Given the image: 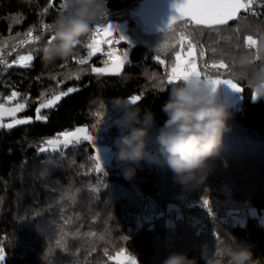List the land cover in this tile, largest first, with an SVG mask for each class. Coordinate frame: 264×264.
I'll use <instances>...</instances> for the list:
<instances>
[{
  "label": "trees",
  "instance_id": "trees-1",
  "mask_svg": "<svg viewBox=\"0 0 264 264\" xmlns=\"http://www.w3.org/2000/svg\"><path fill=\"white\" fill-rule=\"evenodd\" d=\"M140 1L108 0L106 18L81 38L73 55L45 63L41 50L52 33L44 25H51L63 0H0V103L16 91L25 104L19 116L31 118L11 129L0 127V247L7 253L6 264H115L112 258L119 250L137 264H163L170 252L198 256L202 247L215 248L232 238L251 246L258 264H264V97L253 100L246 80L233 75L242 52L259 57L264 19L240 14L219 29L185 27L181 20L154 29L137 14ZM112 20L128 22L131 43L119 46L130 47L129 55L119 75H97L91 69L107 57L89 59L86 45L97 24ZM249 35L257 47H247ZM181 39L195 45L200 70L223 61L230 70L209 69L207 74L228 77L244 88L238 102L229 105L231 131L223 139L215 173L199 190L177 198L181 189L162 156L159 163L132 165L137 171L129 180L117 156L105 172H97L95 148L88 141L65 151H39L47 140L85 128L116 153V140L127 130L124 109L115 100L130 103L139 95L134 106L141 116L154 114L146 137L149 151L159 154L157 136L168 119L162 105L172 87L160 81L167 80L165 70L170 72ZM25 40L34 42L22 45ZM29 54L33 60L28 67L12 63ZM80 59L88 63L80 65ZM60 93L67 95L41 109L47 119L37 120L39 104ZM202 198L209 199L213 216L201 207ZM251 209L258 215H250Z\"/></svg>",
  "mask_w": 264,
  "mask_h": 264
},
{
  "label": "clouds",
  "instance_id": "clouds-1",
  "mask_svg": "<svg viewBox=\"0 0 264 264\" xmlns=\"http://www.w3.org/2000/svg\"><path fill=\"white\" fill-rule=\"evenodd\" d=\"M108 0H63V10L51 23L53 39L42 48L45 63L65 60L72 56L75 46L88 35L93 25L106 14ZM256 53L242 52L235 60L233 74L244 79L253 89L256 99L264 97V45ZM255 99V100H256ZM117 107L124 109L122 125L126 134L116 140V156L124 165L126 179H134L142 160L159 163L160 157L172 173V181L181 189L177 198L195 192L215 173L221 159L223 139L231 131L233 118L227 103L217 100L216 89L205 82L180 81L168 90V99L162 111L168 119L157 136L159 154L149 151L148 128L154 123V114L120 97ZM137 125H142L138 127ZM163 264H258L251 246L239 244L234 238L221 241L215 248L204 246L198 256L185 252H170Z\"/></svg>",
  "mask_w": 264,
  "mask_h": 264
},
{
  "label": "snow or ice",
  "instance_id": "snow-or-ice-1",
  "mask_svg": "<svg viewBox=\"0 0 264 264\" xmlns=\"http://www.w3.org/2000/svg\"><path fill=\"white\" fill-rule=\"evenodd\" d=\"M253 0H181L180 3L174 5L176 11L178 13L177 16H174L171 20H181L185 27L188 25H195L198 27H204L207 29H219L223 26H227L230 21L236 20L238 14L243 11H248L252 6ZM61 11L63 10V6H60ZM106 18V14L102 16ZM171 22L168 24L171 25ZM45 30L51 29V25H44ZM114 32H116V25L114 24H97L92 31L91 36L87 42L88 49V58L97 55L98 53H103L107 60L104 61L105 67H93L91 71L96 73L97 75H119L120 71L123 70L125 61L127 60V50L120 55H117L116 50L114 49V44H120L121 42H127L126 37L123 35H119L118 38L114 36ZM28 36L31 37L32 33L29 32ZM40 37H34V40H39ZM49 39L48 43L51 42ZM34 40H25L22 41L21 44L32 43ZM80 43V42H79ZM108 46V51L104 52L103 46ZM246 45L249 49L256 47L257 41L253 39L251 35L246 37ZM185 47L187 50L185 51ZM180 52H177L175 55V62L173 63L170 72L166 69L167 80H161L160 84L173 85L180 81H188L191 82L195 79L197 82H205L210 85L213 90L217 88V86L221 84H228L233 90L237 92H243L244 88L234 82L233 79L228 78H220L217 75L216 78H212L207 74V70H215L219 73L220 69L230 70L229 65L221 61L220 63H212V64H204V71L200 70L197 63V52L195 50V45L188 43L185 45L183 39L180 41ZM205 56V52L201 50L199 52V58L203 59ZM159 60L160 64H164V60L156 57ZM256 59H259L257 56ZM33 60L32 55L19 56L14 63L20 64L22 67H28L31 61ZM22 62V63H21ZM80 65H85L88 63V59H80L78 61ZM11 65H9L10 67ZM110 69V71H109ZM234 75V74H233ZM79 78V77H77ZM155 79V77H153ZM69 92L74 91V89H69ZM18 93L13 91L11 96L7 99L11 101L13 98L17 97ZM67 95V93H60V95L55 96L52 100H49L45 103H40L39 107L36 109V119L37 120H46L47 117L41 115V109L52 108L57 101L61 99V96ZM253 100L256 99L255 93H253ZM141 100L139 95L133 96L130 100V103L135 105L138 101ZM25 108V104L18 103L14 107L6 108L3 104H0V118L3 116H11L13 117L12 122L3 124L0 121V127L13 128L16 125L27 124L31 122V118L25 119H16V113L23 111ZM99 123V121H98ZM95 127V126H94ZM95 137L89 133V131L85 128H78L74 132H65L60 134L55 139H49L46 141L45 146H41L39 151H58L63 147L67 149L70 145L79 144L81 140L88 141L94 148L95 145L93 143ZM96 155L95 159V170L100 172L103 169L101 164L99 153L95 151ZM201 207L205 209L209 216L214 215L213 207L210 204L208 198H202ZM216 234V233H215ZM216 239L219 242L220 236L216 234ZM59 243V241L57 242ZM218 247V246H217ZM65 252L67 248L63 249ZM5 250L0 247V264H3L5 259ZM117 264H137L136 260L131 257H126L123 253L118 254L117 256Z\"/></svg>",
  "mask_w": 264,
  "mask_h": 264
},
{
  "label": "rangeland",
  "instance_id": "rangeland-1",
  "mask_svg": "<svg viewBox=\"0 0 264 264\" xmlns=\"http://www.w3.org/2000/svg\"><path fill=\"white\" fill-rule=\"evenodd\" d=\"M114 24V25H116V32H114V36L116 37V38H118V36L119 35H123L124 37H126V41L127 42H121V43H128V44H130L131 43V40H130V38H129V35H128V33H127V29H128V22H127V20H121V21H118V20H112V21H108V22H105V23H102L103 25H107V24ZM253 39H255V38H253ZM256 40V39H255ZM120 43V44H121ZM257 45H258V42H257ZM104 47V52H107V50H108V46H103ZM113 47H115L117 50H116V52H117V55H120V54H122L123 52H124V50L126 49L127 50V57H128V55H129V51H130V47H122V49H120V46H119V44H114V46ZM181 51V50H180ZM179 51V52H180ZM98 54H102V55H104L103 53H98ZM105 56V55H104ZM126 62V61H125ZM125 65V64H124ZM103 67H105V64H103L101 67H99V68H103ZM172 67V66H171ZM171 67H170V70H171ZM109 71H110V69H109ZM121 72V71H120ZM220 87V86H219ZM222 95L223 96H226V99L227 100H222L221 98H219V99H217L218 100V102H220V103H227L228 105H232L233 103H234V101H236L237 100V98H238V93H237V91H235V90H233L231 87H229V85L228 84H226V88H224V87H222ZM227 91V92H229L230 90H231V92L230 93H224V91ZM219 96H221V92L219 91V93H218V96L217 97H219ZM8 98V97H7ZM6 98V102L7 103H3V104H9V103H11L12 102V100L14 101H16V100H19L18 98V95H17V97H15V98H13L11 101H9L8 99ZM239 99V98H238ZM258 99V98H257ZM256 99V100H257ZM235 104V103H234ZM23 118H28V117H23ZM78 129V128H77ZM74 131H76V129L75 130H71V131H68V132H74ZM101 139H102V137L100 136V135H96L95 136V139H94V144H95V151H98V153H99V158H100V161H101V164H102V166H103V169L104 170H102L101 172H105L106 170H105V168H106V165H109L110 163H111V161H112V159H114L115 157H116V153H115V151L111 148V147H109V146H107V145H105V144H101ZM81 141H83V140H81ZM80 141V142H81ZM100 142V143H99ZM45 146V145H44ZM61 150L62 151H65L66 149H64L63 147H61ZM95 155H96V152H95ZM249 213H250V215H258V213H257V211L255 210V209H251L250 211H249ZM238 220H240V221H242V219H243V217H240V219H239V217L237 218ZM262 222H264V215L262 216ZM119 253H123L126 257H130V256H128L126 253H124L123 252V250H119L118 251ZM115 256V255H114ZM132 258V257H131Z\"/></svg>",
  "mask_w": 264,
  "mask_h": 264
},
{
  "label": "water",
  "instance_id": "water-1",
  "mask_svg": "<svg viewBox=\"0 0 264 264\" xmlns=\"http://www.w3.org/2000/svg\"><path fill=\"white\" fill-rule=\"evenodd\" d=\"M181 0H141L140 8L137 14L142 18L143 22L150 26L151 28L157 29L164 26H167L174 16H177L178 13L175 4L180 3ZM241 12L238 14L240 16ZM237 17V18H238ZM179 20H173L176 22ZM261 213H264V209L261 210ZM120 254L117 252L112 258V261L117 264V256ZM4 264L7 262V253L5 251Z\"/></svg>",
  "mask_w": 264,
  "mask_h": 264
},
{
  "label": "crops",
  "instance_id": "crops-1",
  "mask_svg": "<svg viewBox=\"0 0 264 264\" xmlns=\"http://www.w3.org/2000/svg\"><path fill=\"white\" fill-rule=\"evenodd\" d=\"M213 78H216V77H213ZM220 78H228V77H222V76H220ZM228 79H230V78H228ZM220 86V87H219ZM219 86H217V88H216V93H217V96H218V93H219V91L221 92V96H219V97H217V99H219V98H221L222 100L224 99V100H227L226 99V96H223L222 95V87H224V88H226V84H221V85H219ZM230 87V86H229ZM231 92V90L229 91V92H227L226 90L224 91V93H230ZM238 93V92H237ZM238 98H239V96H238ZM237 98V100L236 101H234V103L236 104L237 102H238V99ZM18 103H21L20 101H18V100H12V102L11 103H9V104H3V103H0V104H3L6 108H11V107H14L16 104H18ZM232 104V105H235V104ZM23 104V103H22ZM229 106V105H228ZM19 113L20 112H18V113H16V116H15V118L16 119H25V118H23V117H20L19 116ZM12 120H13V117H11V116H3L2 118H0V121H2V123L3 124H7V123H10V122H12Z\"/></svg>",
  "mask_w": 264,
  "mask_h": 264
},
{
  "label": "built area",
  "instance_id": "built-area-1",
  "mask_svg": "<svg viewBox=\"0 0 264 264\" xmlns=\"http://www.w3.org/2000/svg\"><path fill=\"white\" fill-rule=\"evenodd\" d=\"M241 14H243L244 16H247V17L255 18V19H264V0H253L251 8H249L248 11L242 10ZM257 46L258 45H256V47ZM12 63L15 64L16 66H20V64H18V63H14V62H12Z\"/></svg>",
  "mask_w": 264,
  "mask_h": 264
},
{
  "label": "bare ground",
  "instance_id": "bare-ground-1",
  "mask_svg": "<svg viewBox=\"0 0 264 264\" xmlns=\"http://www.w3.org/2000/svg\"><path fill=\"white\" fill-rule=\"evenodd\" d=\"M115 48V47H114ZM116 49V48H115ZM117 50V49H116ZM108 51V50H107Z\"/></svg>",
  "mask_w": 264,
  "mask_h": 264
}]
</instances>
